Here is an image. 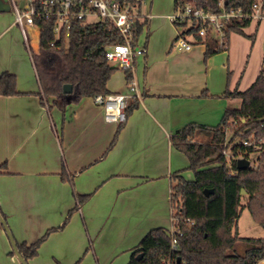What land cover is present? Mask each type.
<instances>
[{
  "label": "crops",
  "instance_id": "0c3cea01",
  "mask_svg": "<svg viewBox=\"0 0 264 264\" xmlns=\"http://www.w3.org/2000/svg\"><path fill=\"white\" fill-rule=\"evenodd\" d=\"M151 3L144 9L151 17L140 35L145 52L132 72L140 97L128 98L137 106L106 153L119 123L105 121L92 97L64 111L51 99L41 102L13 9L0 11V75L13 74L19 92L0 94V164H6L0 174V210L14 240H37L62 224L79 195H89L28 264H126L149 230L172 227L171 174L179 171L186 178L190 169L170 136L188 123L216 126L227 108L240 105L239 98L222 96L227 84L239 88V80H232L229 46L206 60L204 44L190 51L174 48V0L172 7L154 11ZM258 12L259 19L264 17V3ZM31 31L36 51L39 31ZM107 88L129 95L121 69L111 74ZM11 248L0 223V264H21Z\"/></svg>",
  "mask_w": 264,
  "mask_h": 264
},
{
  "label": "trees",
  "instance_id": "16d2710c",
  "mask_svg": "<svg viewBox=\"0 0 264 264\" xmlns=\"http://www.w3.org/2000/svg\"><path fill=\"white\" fill-rule=\"evenodd\" d=\"M256 1L223 0V3L226 9L239 8L243 13L252 14ZM186 2L214 12L220 9V0H174V8L182 7ZM251 20V17L232 20L226 30L225 46H219L213 37H207L204 40V60L226 51L229 33H243ZM34 22L39 29L38 48L31 51V56L40 84L41 102L51 99L64 111L67 105L77 104L84 97L111 93L107 82L117 67L108 61L105 52L109 45L121 43L122 37L110 22L83 23L74 20L68 36L63 32L55 34L54 19H35ZM147 23V19L136 20L135 39L146 30ZM191 30L188 29V32ZM123 72L126 81L132 79L129 70ZM65 84L71 85L69 93L63 91ZM16 85L13 74L3 72L0 75V94H18ZM222 96L239 98V107L227 108L216 126L188 123L170 136L173 146L187 156L188 169L194 174L192 180L184 178L179 171L171 174L172 221L174 228L182 232L177 236V251L170 249L168 229L156 227L140 239L126 264H162V260L168 257L176 261L180 258L184 264H258L264 259V237L239 238L236 230L241 199L245 195L246 207L254 221L264 227V144L258 143L264 138V65L247 88L236 86L231 89L227 84ZM136 106V100L127 105L126 117ZM124 123L118 124L105 153L115 144ZM249 136L254 137L257 145H244L240 139L238 144L233 145L230 156L225 154L235 138ZM251 154L256 155L254 161L261 164H251ZM239 158L248 159L249 165L238 168ZM5 168V162L1 163L0 174ZM61 176L65 178L64 170ZM205 189L212 192L206 195ZM88 197L79 195L78 203L67 212L62 224L47 229L37 240L31 243L15 241L27 264L37 255L47 236L63 228L71 214ZM0 214L6 220L1 210ZM238 240L245 242L246 248L241 254H233L230 250ZM139 254L141 256L137 257Z\"/></svg>",
  "mask_w": 264,
  "mask_h": 264
},
{
  "label": "built area",
  "instance_id": "2783aa9c",
  "mask_svg": "<svg viewBox=\"0 0 264 264\" xmlns=\"http://www.w3.org/2000/svg\"><path fill=\"white\" fill-rule=\"evenodd\" d=\"M23 8L19 7L15 0H8L15 14V22L18 24L27 50L31 56V33L37 29L35 19H54V32L59 35H69L71 23L80 20L83 23L110 22L120 33L122 42L109 45L105 55L110 63L118 69L133 72L137 57L142 56L145 48L140 43V36L135 39L136 20L148 19L150 12H145L149 0H25ZM264 0H257L252 14L243 13L241 9L224 7L220 0L219 11L205 10L192 3L186 2L184 6L177 7L171 14V21L178 27V33L173 40L172 46L178 50L190 51L195 44H204L207 37H213L219 46H225L227 42L226 30L228 24L241 17L259 18V8ZM192 28L190 32L188 29ZM39 31V29H38ZM32 58V56H31ZM127 82L129 95L122 93L98 94L93 98L94 102L102 107L105 121L121 123L126 121L125 109L128 98L137 99L140 91L133 79ZM243 121V119H242ZM244 145H257L253 136L240 138ZM264 144V138L258 143ZM226 154V150L224 151ZM227 155V154H226ZM229 157V156H228ZM173 222V221H172ZM170 237V249L177 251V236L182 235L180 229L172 227L168 229ZM162 264H184L182 260L177 263L172 257L162 260ZM258 264H264V259Z\"/></svg>",
  "mask_w": 264,
  "mask_h": 264
},
{
  "label": "rangeland",
  "instance_id": "374dc122",
  "mask_svg": "<svg viewBox=\"0 0 264 264\" xmlns=\"http://www.w3.org/2000/svg\"><path fill=\"white\" fill-rule=\"evenodd\" d=\"M15 1L21 8L26 4L25 0ZM151 2V7H153L152 11H154L156 7H172L173 0H151ZM258 15H260L259 12ZM30 33L32 36L31 43L34 44L33 32L30 31ZM228 42L230 70H233L232 80L234 82V79H238L239 89H245L253 82L261 66L264 65V17L261 19L253 17L250 24L244 27L243 33L231 31L229 33ZM218 54H221V52ZM239 142L240 140L235 138L229 144L226 149L227 156H230L233 145L238 144ZM255 158L256 155H250L251 164L254 166L261 164L254 161ZM185 177L187 179H193V171L188 170ZM246 201L247 196L245 195L241 199V213L236 225L237 234L239 238L264 237V227L254 221L251 213L246 207ZM245 248V242L238 240L230 252L233 254H241L244 252Z\"/></svg>",
  "mask_w": 264,
  "mask_h": 264
},
{
  "label": "water",
  "instance_id": "95a60500",
  "mask_svg": "<svg viewBox=\"0 0 264 264\" xmlns=\"http://www.w3.org/2000/svg\"><path fill=\"white\" fill-rule=\"evenodd\" d=\"M10 9V5L8 2H5L3 0H0V11H8ZM63 91L65 93H69L71 91V85L69 84H65L63 86ZM249 165V160L246 158H239L237 160V166L238 168H245ZM205 194L208 195L210 192H212V190H204ZM242 193H244L245 191L242 189L241 190ZM0 223L3 226L5 233L10 241L11 247H12V251L15 254V256L17 257V259L19 260V262L21 264H27L26 260L22 257V255L19 253L17 246H16V242L13 238V235L9 229V227L7 226L6 221L4 220V218L2 217V215L0 214ZM141 254H139L137 257H140ZM180 258H177V263H179Z\"/></svg>",
  "mask_w": 264,
  "mask_h": 264
}]
</instances>
